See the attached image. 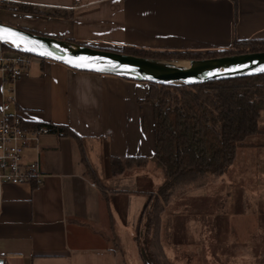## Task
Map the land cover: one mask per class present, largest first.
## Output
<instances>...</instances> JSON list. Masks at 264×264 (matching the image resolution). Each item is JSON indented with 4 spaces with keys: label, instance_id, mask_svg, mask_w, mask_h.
Returning a JSON list of instances; mask_svg holds the SVG:
<instances>
[{
    "label": "crops",
    "instance_id": "1",
    "mask_svg": "<svg viewBox=\"0 0 264 264\" xmlns=\"http://www.w3.org/2000/svg\"><path fill=\"white\" fill-rule=\"evenodd\" d=\"M0 1L51 15L0 9L1 25L90 46L205 51L225 49L234 39L264 40V0H237L236 10L230 0ZM147 89L49 60L33 64L15 84L14 107L24 126L64 125L81 136L98 182L87 175L72 138L49 132L37 151L27 150L24 162L37 160L43 179L40 186L0 185L3 264H148L135 237L147 196L162 177L152 164L131 176L111 177L107 170V156L154 152L153 111L139 103ZM259 129L217 182L166 206L160 238L170 264H217L214 254L221 251L211 238H222L225 229L242 237L257 232L264 219V111ZM256 234L263 239L264 228ZM136 252L138 260L131 256Z\"/></svg>",
    "mask_w": 264,
    "mask_h": 264
},
{
    "label": "trees",
    "instance_id": "2",
    "mask_svg": "<svg viewBox=\"0 0 264 264\" xmlns=\"http://www.w3.org/2000/svg\"><path fill=\"white\" fill-rule=\"evenodd\" d=\"M230 1L236 10L237 0ZM0 9L51 16L25 4L4 3ZM80 45L109 53L165 61H202L264 52L263 39H234L225 49L205 51ZM4 49L8 50L5 46ZM138 82L146 83L148 88L139 103L149 105L153 111L154 152L150 157L107 156V170L111 177L131 176L152 164L160 173L162 182L147 196L139 218L138 230L141 231L140 234L138 231L135 242L140 251L147 253L150 264H170L160 238L162 214L174 199L192 189L217 182L233 164L238 150L250 146L248 140L260 133L259 121L264 111V74L194 85ZM36 127H46L59 137L72 138L78 144L87 175L98 182L83 152L81 136L64 125L44 123ZM262 247L259 264H264V237Z\"/></svg>",
    "mask_w": 264,
    "mask_h": 264
},
{
    "label": "water",
    "instance_id": "3",
    "mask_svg": "<svg viewBox=\"0 0 264 264\" xmlns=\"http://www.w3.org/2000/svg\"><path fill=\"white\" fill-rule=\"evenodd\" d=\"M0 29L6 30L0 43L8 49L54 61L79 72L168 85H194L264 74L261 70L264 69V52L202 61H165L99 51L70 41L37 35L24 29L1 24ZM21 44L30 45L32 48L20 47ZM106 55L109 56L107 61L100 62V59ZM212 61H220L222 64L218 68H213L209 65ZM139 74H151L153 78L143 79L138 77Z\"/></svg>",
    "mask_w": 264,
    "mask_h": 264
},
{
    "label": "built area",
    "instance_id": "4",
    "mask_svg": "<svg viewBox=\"0 0 264 264\" xmlns=\"http://www.w3.org/2000/svg\"><path fill=\"white\" fill-rule=\"evenodd\" d=\"M44 61L27 53L6 50L0 43V185L40 186L42 183L39 162H24V155L29 149L37 151L41 139L49 131L46 127L24 126L19 111L14 107V89L33 64L40 65Z\"/></svg>",
    "mask_w": 264,
    "mask_h": 264
},
{
    "label": "rangeland",
    "instance_id": "5",
    "mask_svg": "<svg viewBox=\"0 0 264 264\" xmlns=\"http://www.w3.org/2000/svg\"><path fill=\"white\" fill-rule=\"evenodd\" d=\"M39 12H43V10H37ZM44 13V12H43ZM97 48H107V47H101V46H92ZM112 48H119V47H112ZM212 194L210 192L209 196H213V188H212ZM180 203L177 202L174 207H179ZM190 206H194V208L197 207L196 202H191ZM254 209V208H253ZM211 213L214 211V207H211L210 209ZM253 224V223H252ZM255 223L253 224V226ZM261 228H264V219H260L258 222H256V230L254 231V234L248 233L247 236L242 237L240 234H237L235 232L228 231V229H225L226 231H223V237L219 239L211 238V244L212 247L215 248V245L220 249V254L216 253L214 256H217L219 258V262L217 264H254L257 257L261 256L262 254V239L260 236L258 237V230ZM257 236H256V235ZM252 235V237H251ZM242 246V247H241ZM241 247V248H240ZM135 251V249H134ZM147 256L146 252H143ZM251 254V255H250ZM132 257H136L138 260L137 252L131 254ZM213 256V254H212ZM252 256V259L251 257ZM247 257V261L246 258ZM249 257V258H248ZM241 258H244L242 263L240 262ZM147 263L150 264V261L147 258Z\"/></svg>",
    "mask_w": 264,
    "mask_h": 264
},
{
    "label": "bare ground",
    "instance_id": "6",
    "mask_svg": "<svg viewBox=\"0 0 264 264\" xmlns=\"http://www.w3.org/2000/svg\"><path fill=\"white\" fill-rule=\"evenodd\" d=\"M20 47L27 48V49L32 48V46L27 45V44H21ZM81 56L82 57H88L86 55H81ZM107 57H109V56L106 55V56L102 57L100 59V62H102V63L106 62L107 61ZM220 64H222V62H220V61L209 62V65L211 67H213V68H218ZM198 67H203V66H198ZM138 77L143 78V79H151V78H153V75H151V74H139ZM0 264H3L2 261H0Z\"/></svg>",
    "mask_w": 264,
    "mask_h": 264
},
{
    "label": "snow or ice",
    "instance_id": "7",
    "mask_svg": "<svg viewBox=\"0 0 264 264\" xmlns=\"http://www.w3.org/2000/svg\"><path fill=\"white\" fill-rule=\"evenodd\" d=\"M6 31L4 29H0V39H3V32ZM262 71H264V69H261Z\"/></svg>",
    "mask_w": 264,
    "mask_h": 264
}]
</instances>
